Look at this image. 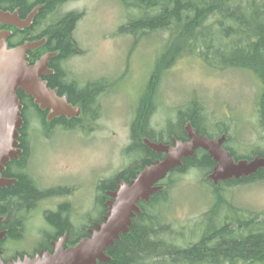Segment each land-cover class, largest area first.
<instances>
[{
    "label": "rangeland",
    "instance_id": "obj_1",
    "mask_svg": "<svg viewBox=\"0 0 264 264\" xmlns=\"http://www.w3.org/2000/svg\"><path fill=\"white\" fill-rule=\"evenodd\" d=\"M67 12L79 13L73 34L81 49L62 63L67 80L80 88L99 81L105 85L98 91L94 118L86 120L84 128L61 125L46 130L35 111L28 114L25 131L31 147L30 172L42 189L67 183L73 193L43 200L27 229L16 232L17 239L6 245L7 259L34 253L48 226L41 213L60 201L69 203L84 231L90 217L103 215L100 184L115 181L121 171L137 162L130 148L133 122L169 37L166 31L140 36L123 32L121 26L138 16L139 10L127 9L122 0H68L49 22ZM261 97V82L251 72L214 69L197 56H185L161 77L149 124L158 137L169 139V124L177 123L179 112L197 99L211 133L219 136L227 129L231 135L227 144L241 155L262 151ZM209 175L201 167H189L167 182L168 200L162 203V210L175 231L183 232L184 240L199 236L205 215L216 201L217 185ZM75 181L80 184L76 190ZM221 191L243 215L256 213L264 218V181L222 185Z\"/></svg>",
    "mask_w": 264,
    "mask_h": 264
},
{
    "label": "trees",
    "instance_id": "obj_2",
    "mask_svg": "<svg viewBox=\"0 0 264 264\" xmlns=\"http://www.w3.org/2000/svg\"><path fill=\"white\" fill-rule=\"evenodd\" d=\"M67 0H39L46 2L45 7L35 19L34 27L25 32L15 29V40L24 43L27 40H39L48 37L46 44L29 52L28 60L34 63L43 54L56 51L49 66L56 69L55 75L45 77L51 87H59L60 94L68 93L69 100L74 105H81L85 114L96 111L95 99L98 91L105 85L104 81L93 82L80 88L74 81H68L62 63L80 52V47L74 36V28L79 13L69 12L59 16L56 21H46L48 16L56 14L59 6ZM127 9H138L139 15L130 18L121 26L123 32L136 36L150 32L166 31L169 37L163 44L155 62V68L144 95L142 107L137 112L133 122V144L131 149H137L143 160L138 161L129 173L135 174L137 169L148 164L156 154L142 142V136L155 139L150 129L149 119L156 91L163 74L180 58L197 56L210 68H239L251 72L262 85L261 111L264 124V0H122ZM31 4V3H29ZM26 0H5L1 8L19 6L21 12L27 13L32 5ZM31 9V8H30ZM47 24H46V23ZM24 105L25 119L22 132H25L29 122L28 114L35 111L45 127H55L63 123V127L71 128L64 117H58L56 122L47 120L48 110H43L32 96L23 90L19 91ZM190 107L179 112L177 123L169 124V134L178 138L185 136L183 126L186 121L197 128L199 133L213 136L204 121L203 107L197 99L190 102ZM225 132L228 130L225 129ZM163 139V138H161ZM236 159L249 158L258 154L264 156V150H256L241 155L227 145ZM23 161V159H22ZM16 162V161H15ZM139 164V165H138ZM215 161L207 150L199 149L195 156L185 159L182 167L175 168L162 182L165 186L152 197L150 202H141L142 212L133 220L128 233H124L115 245L107 249L112 257L107 263L99 264H264V218L253 213L245 216L241 209L223 194L222 185H242L264 181V168L250 177L224 181L215 188L216 201L203 220L201 233L195 240H184L183 232H177L171 226L162 207L168 200V180L181 174L189 167H201L206 172H212ZM115 181H102L100 202L103 204V214L108 205L105 203L107 189L113 188ZM9 194V219L14 221V229L22 230L19 211L32 208L44 196L37 184L29 177H21L15 186L5 191ZM15 197V199H14ZM13 231V238H16ZM17 239V238H16ZM5 261L10 259L4 258Z\"/></svg>",
    "mask_w": 264,
    "mask_h": 264
},
{
    "label": "water",
    "instance_id": "obj_3",
    "mask_svg": "<svg viewBox=\"0 0 264 264\" xmlns=\"http://www.w3.org/2000/svg\"><path fill=\"white\" fill-rule=\"evenodd\" d=\"M37 12L38 8L26 19H21L18 10L13 13L0 9V24L26 28L33 24ZM11 33L0 29V186L11 182L1 173L5 164L11 158H18L21 152L18 138L24 125V105L19 96L20 90L32 96L41 109L49 111V120L59 116L77 117L82 112L79 106L70 102L67 94L60 95L58 89L49 86L48 80L43 77L54 72L49 62L58 54L56 51L43 54L34 63L28 60L29 52L43 47L47 39L27 40L10 48L8 38ZM186 130L189 140L175 139L174 144L146 139L150 147L166 153V156L146 166L130 182L123 181L116 190L108 191L112 197L107 202L109 212L103 221L97 222L90 230V236L68 248L60 243L55 246L54 252L44 250L34 256L26 254L9 261H5L0 249V264H99L111 261L107 249L115 245L122 234L130 232L134 218L142 212L140 203L150 201L161 191L164 185L160 183L175 168L182 167L184 159L195 156L198 149L207 150L216 161L209 175L215 184L222 180L250 177L264 168V156L236 160L224 147L226 135L211 138L198 134L192 123L187 124ZM4 235V232H0V241Z\"/></svg>",
    "mask_w": 264,
    "mask_h": 264
},
{
    "label": "flooded vegetation",
    "instance_id": "obj_4",
    "mask_svg": "<svg viewBox=\"0 0 264 264\" xmlns=\"http://www.w3.org/2000/svg\"><path fill=\"white\" fill-rule=\"evenodd\" d=\"M3 1H5V0H0V3L3 2ZM26 3H28V4L31 3L29 5H32L30 7L31 9L29 8V10H27L26 14L21 12V8L19 6L18 7L14 6V7H11V8L8 6L9 9H4V8H1V5H0V9L5 10V11H11V12L14 13L16 10H18L21 19H26L35 9L38 8V12L35 15L33 24L31 26H29V27L21 29V28H18L17 26L12 25V24H9V25L8 24H0V29L1 30H9V31L12 32L11 35L9 36V38H8V43H9V47L10 48L22 44V43H18L15 40V29H17V30H19L21 32H25L28 29L34 27L35 19H36L37 15L39 14V12L46 5V2L45 3L44 2L41 3V2H39V0H26ZM67 13H69V12H67ZM66 14H64V15H66ZM64 15H60V16L62 17ZM51 16L52 15L48 16L46 21H49ZM48 23H50V22H48ZM44 38H46L47 41H48V37H44ZM50 68H52V67H50ZM52 69L54 70L53 73L45 75L43 77L45 78V77H49V76L55 75L56 69H54V68H52ZM64 74H65V76L67 78V73L65 72ZM52 88H57L58 91H59V87H52ZM59 94H60V91H59ZM64 94H67V96L69 97L68 93H63V94H60V95H64ZM98 98L99 97H98V94H97V99H95V101H98ZM75 106H79L82 109V112H81L80 116H77V117L59 116V117H64L68 123L76 125L75 127H71L70 129H77V128L81 129V128H84L86 120H91L92 118H94L93 117V113L91 112V114L90 113L85 114V112L83 110V107L81 105H75ZM152 111H153V107L151 108V113H152ZM48 116H49V111L47 113V120L50 121V122H54V123L57 121L56 119L58 117H55L52 120H49ZM24 122H25V119H24ZM188 123H191V121H186V123L184 124L183 131L186 134H185V136H183L181 138H178L175 134H171V135L169 134V137H170L169 139H164V138L161 139L160 137L157 136V134L152 129V127H150V129H152V133L155 135V139H151L150 137L144 135L141 138L142 142H143V144L146 147H148L152 151L156 152V154L157 153L161 154L162 157L155 155L154 158H150L151 160L149 161V163L145 164L142 167H140L139 169H137V171H136V173L134 175L129 173V172L131 170H133V168L135 166H132L130 168L125 169L124 171H121V173H119L115 177V185H114V187L111 188V189H107L106 190V193H107L108 196L106 198L105 203L107 204V202L110 199H112V197L109 195L108 191L116 190L118 188V186L123 181L130 182L132 179L136 178V176L146 166L154 164L159 159H162V158H164L166 156V153L157 152L152 147H150L146 143V139H149V140H151L153 142H163L165 144H174L175 139L187 141V140H189L188 132L186 130V126H187ZM56 124H58L56 126L63 125V123H61V124L60 123H56ZM175 124L176 123H173L172 126H174ZM49 129L50 128H46V130H49ZM66 129H67V127H66ZM168 131H169V129H168ZM20 132H21V134H20L18 139L20 141L19 147L21 148V152L19 153V157L18 158H11L10 161L5 164V169L1 172L5 179H8V180L11 181L8 184L0 186V232H4L5 233L4 238L0 241V249L3 250V257L4 258H6L5 255L7 254V251H8L6 245H9L10 243H12L15 240V238H13V236H11L13 231H15V229H14V221L15 220L9 219V214L10 213L7 212V210H8V200L7 199L9 197V194H7L5 192L6 189H8L10 186H12V187L15 186V184L18 181H20L21 177H23V176L26 177L27 176L30 179H32L37 184V186L40 188V190L44 193V196L39 198V200L35 203V205L32 208L22 209V210L19 211V215L22 218V220H21L22 230L27 229V227L29 226V223L31 222L30 220L34 219L35 215H37L34 212L40 208L43 200H45V199L47 200L48 198H53V197L61 196V195H65V194L71 195L73 193V188L67 183L64 184V185L60 184V185H56L54 187H49L47 189H42V187L38 184L37 178L30 172V168H29V159H30V156H31L30 155L31 154V147H30V144H29V142H30L29 135L26 133V131L22 132V129L20 130ZM197 133L198 134H203V133H199L198 130H197ZM203 135H207V134H203ZM223 135L227 136V139H226V141L224 143V147L227 149V145H228L227 143H228L229 139L231 138V135H230L229 131L228 132L227 131L226 132L223 131L221 134H219V136L214 135V134H213V136H210V135H207V136H209L211 138H220ZM136 150L137 149H133V151H135V155L137 156V159H136L137 162L136 163H138V161L143 160V156L141 155V153H138ZM227 150H229V149H227ZM231 155H232V153H231ZM256 155H258V154H256ZM256 155H254V156H256ZM22 159H23V161H22ZM242 159H244V158H242ZM247 159H249V158H247ZM236 160H240V159H236ZM215 165H216V161H215L214 167H215ZM214 167H213V169H214ZM226 181H228V180H226ZM67 182H72V181H67ZM222 183H224L223 180L220 181L218 184H215V183L214 184L217 185L216 187H219L220 185H222ZM160 184H162V183H160ZM79 185L80 184L78 182H76L75 190L78 188ZM152 197H154V196H152ZM152 197H151V199H152ZM14 199H15V197H14ZM151 199H150V201H151ZM150 201H148V202H150ZM108 212H109V206H108V209H107L106 213H104L100 218H96L95 219V218L90 217L89 218L90 219V224L85 229L86 231H84L83 222L82 221L80 222V221H78L76 219V217H77L76 215L77 214H75L73 212V210H71L69 208V203L66 200L60 201L54 207L46 208L41 213V215L46 219V223H47L48 226H46L44 228L43 233H42V238L40 240V243L34 248L35 249L34 253H32V254H29V253H26V252H23L22 254L18 253V254L15 255V257L10 258V260L16 259L18 257L25 256L26 254H28L30 256H34V255H36L38 253H42L44 250L45 251L54 252L55 246L57 244H60V243L63 244L64 248H68V247H70L72 245H75L82 238H84L86 236H90L91 235L90 230L96 226L97 222L103 221L105 216L108 214ZM16 232L17 231H15V233Z\"/></svg>",
    "mask_w": 264,
    "mask_h": 264
}]
</instances>
